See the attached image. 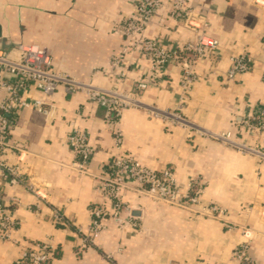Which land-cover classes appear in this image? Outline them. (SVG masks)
Returning a JSON list of instances; mask_svg holds the SVG:
<instances>
[{
    "label": "crops",
    "instance_id": "crops-1",
    "mask_svg": "<svg viewBox=\"0 0 264 264\" xmlns=\"http://www.w3.org/2000/svg\"><path fill=\"white\" fill-rule=\"evenodd\" d=\"M187 1L194 23L207 25V33L220 41V47L195 66L204 77L180 112L204 128L232 131L238 140L264 149V133L244 124L246 114L264 103V5L252 0ZM133 12V0H0V50L39 45L49 50L59 70L96 85L133 91L146 80L149 59L127 52L118 66L110 62L131 44L115 26ZM196 33L185 21L168 18V2L163 0L146 35L177 47ZM241 53L252 58L253 68L228 80L230 57ZM180 77L181 69L169 65L142 92V101L176 110ZM3 96L0 90V99ZM37 96L31 88L26 97ZM45 101L48 112L24 108L14 117L11 139L23 151L10 153L7 159L19 164L44 199L0 175V201L19 200L9 214L21 221L14 232L18 244L0 240V264H14L30 243L45 240L58 251L51 264H112L104 258L108 253L118 264H233L232 251L245 240L250 242V257L264 264V162L201 136L189 138L182 128L169 127L163 119L133 107L124 110L120 121L125 151L154 169L172 167L181 181L199 177L205 187L203 201L225 206L227 219L247 227L248 237L215 219L156 204L126 190L127 213L138 226L120 229L107 220L106 229L95 237L96 246L80 251L75 228L87 231L91 206L104 203L95 175L116 152L113 133L103 120L104 108L84 93L59 89ZM78 128L88 133L92 147L86 174L71 167L75 156L68 137ZM50 206L60 208L74 227L55 226Z\"/></svg>",
    "mask_w": 264,
    "mask_h": 264
},
{
    "label": "built area",
    "instance_id": "built-area-1",
    "mask_svg": "<svg viewBox=\"0 0 264 264\" xmlns=\"http://www.w3.org/2000/svg\"><path fill=\"white\" fill-rule=\"evenodd\" d=\"M252 1L256 5H264V0ZM167 2L168 18L183 20L197 31L193 39L180 46L169 47L146 35L148 27L163 7V0H133L134 12L115 26V32L122 35L126 41H131V44L124 47L122 54L111 58V65L116 67L121 64L127 52L141 53L150 61L146 80L139 82L133 91L117 85H96L59 70L54 66L49 50L39 45L20 44L8 50H0V90L4 93L0 99V175L10 185L23 187L38 199H44L21 172L19 164L11 163L7 159L8 154L23 151L11 139L14 117L19 111L33 108L39 112H48L45 98L59 89H63L67 94L84 93L104 108L103 120L112 129L116 152L104 164L101 173L95 175L97 190L103 195L104 203L91 206V223L87 231L75 228L80 239V251L96 246L95 237L106 229L107 220L114 221L120 229L138 226L134 217L127 213V203L123 200V193L126 190H133L154 202L215 219L229 230L240 229L242 235L248 237L247 227L236 225L227 219L229 211L225 206L217 203L207 204L203 201L205 187L199 177L192 176L186 181H181L176 177L172 167L154 169L142 164L124 149V134L120 128V121L124 110L133 107L145 110L152 117L163 119L169 127L182 128L189 138L201 136L264 162L263 148L238 140L232 131L216 132L204 128L180 112L195 84L204 77L196 72L195 66L216 51L220 47V41L207 33V25L202 27L194 23L187 0ZM171 64H176L181 69L177 109L161 110L143 102L142 92L150 83L162 77ZM252 68L253 61L247 53L233 55L230 57L226 78L233 80L237 75L249 72ZM4 74H8L10 78L4 77ZM31 88H34L39 96L26 97ZM244 124L249 130L264 133V103L246 114ZM68 144L75 156L71 167L81 174H86L92 156L88 133L79 128L74 130L68 137ZM17 204L19 200L16 198L9 204L0 201L1 241L15 244L19 242L14 238V232L21 221L9 214L11 207ZM34 206L39 208V203ZM28 208L33 209V206ZM50 210L55 226L65 229L74 227L60 208L50 206ZM249 246V240H245L234 247L231 254L233 264H257L249 255ZM57 252L48 240L32 242L23 249L14 264H51ZM104 258L112 264H118L112 254H105Z\"/></svg>",
    "mask_w": 264,
    "mask_h": 264
},
{
    "label": "rangeland",
    "instance_id": "rangeland-1",
    "mask_svg": "<svg viewBox=\"0 0 264 264\" xmlns=\"http://www.w3.org/2000/svg\"><path fill=\"white\" fill-rule=\"evenodd\" d=\"M149 201H151V202H153V203H156V204H164V203H158V202H154V201H152V200H149ZM164 205H167V204H164ZM167 206H169V205H167ZM170 207V206H169ZM185 210V209H184ZM190 212V211H189Z\"/></svg>",
    "mask_w": 264,
    "mask_h": 264
}]
</instances>
